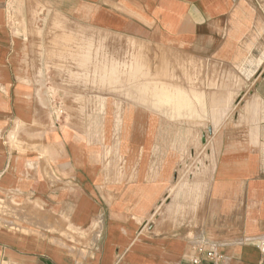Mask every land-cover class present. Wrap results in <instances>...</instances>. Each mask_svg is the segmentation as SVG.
<instances>
[{
    "label": "crops",
    "instance_id": "crops-1",
    "mask_svg": "<svg viewBox=\"0 0 264 264\" xmlns=\"http://www.w3.org/2000/svg\"><path fill=\"white\" fill-rule=\"evenodd\" d=\"M263 236L264 0H0V264H264Z\"/></svg>",
    "mask_w": 264,
    "mask_h": 264
},
{
    "label": "built area",
    "instance_id": "built-area-1",
    "mask_svg": "<svg viewBox=\"0 0 264 264\" xmlns=\"http://www.w3.org/2000/svg\"><path fill=\"white\" fill-rule=\"evenodd\" d=\"M192 248L196 252V254L192 257L191 262L192 264H203L205 257L209 261H220L222 256L216 253L212 249H206L204 244L202 243H193ZM258 247L261 253L264 255V236L261 238Z\"/></svg>",
    "mask_w": 264,
    "mask_h": 264
},
{
    "label": "bare ground",
    "instance_id": "bare-ground-1",
    "mask_svg": "<svg viewBox=\"0 0 264 264\" xmlns=\"http://www.w3.org/2000/svg\"><path fill=\"white\" fill-rule=\"evenodd\" d=\"M60 29H61V28H60ZM91 46H92V45H91ZM90 48H91V47H90ZM139 48H140V47H139ZM96 52H97V51H96ZM92 54H94V53H92ZM141 55H142V54H141ZM143 56H144V55H143ZM145 57H146V56H145ZM165 57H167V56H165ZM93 61H94V60H93ZM89 62H90V61H89ZM157 62H158V61H157ZM90 63H91V62H90ZM95 64H96V63H95ZM118 64H119V63H117V64L115 63V65H118ZM92 65H93V64H92ZM111 65H112V64H111ZM115 65H114V70H115V68H117V67H115ZM167 65H168V64H167ZM107 66H108V65H107ZM97 67H98V65H97ZM162 67H163V66H162ZM162 67H160V69H162ZM180 67H181V66H180ZM107 68H108V67H107ZM121 68H122V67H121ZM164 68H165V66H164ZM110 69H111V68H109L108 71H107V70H106V71L109 72ZM117 69H119V68H117ZM122 69H123V68H122ZM143 69H144V68L142 67V70H143ZM112 70H113V69H112ZM112 70H111V72L114 73ZM135 70H136V69H135ZM123 71H124V69H123ZM123 71L120 72V70H119L120 73L124 74ZM144 71H146V68H145ZM107 72H106V74H107ZM111 72H110V73H111ZM119 72H118V73H119ZM131 72H133V71H131ZM138 73H143V71L138 72ZM106 74H104V75H106ZM129 74H130V73H129ZM144 74L146 75L147 73H143V75H144ZM127 75H128V74H127ZM127 75H126V76H127ZM137 75H138V74H137ZM107 76H108V75H107ZM132 76H133V75H132ZM104 77H105V76H104ZM109 77H110V76H109ZM135 77H136V75L134 76V78H135ZM137 77H138V76H137ZM148 77H149V76H148ZM155 77H157L156 79H158L159 76L155 75L154 78H155ZM166 77H167V76H166ZM126 78H127V77H126ZM141 78H143V77H141ZM159 78H160V77H159ZM146 79H147V78H146ZM156 79H155V80H156ZM108 80H109V79H108ZM153 81H154V80H153ZM156 81H158V80H156ZM156 81H155V82H156ZM143 83H144V82H143ZM143 83H142V84H143ZM157 83H158V82H157ZM159 83H160V82H159ZM143 86H144V85H143ZM154 86H155V85H154ZM135 88H136V87H135ZM141 88H142V86H141ZM114 89H115V88H114ZM114 89H113V90H114ZM175 89H176V88H175ZM180 89H181V88H180ZM180 89H179V90H180ZM182 89H184V88H182ZM182 89H181V90H182ZM172 90H173V88H172ZM176 90H178V89H176ZM173 91H174V90H173ZM183 91H184V90H183ZM181 92H182V91H181ZM112 93H113V92H112ZM115 93H116V92H115ZM172 93H174V92H172ZM176 93H177V92H176ZM160 94H161V93H160ZM162 94H163V92H162ZM190 95H191V94H190ZM192 98H193V97H192ZM72 166H73V165H72ZM69 175H70V174H69ZM26 199H27V198H26ZM27 201H28V200H27ZM14 204H15V203H14ZM21 205H22V204H21ZM23 205H24V204H23ZM13 211H14V210H13ZM11 212H12V211H11ZM14 213H15V212H14ZM24 214H25V213H24ZM49 214H50V213H49ZM48 217H49V216H48ZM42 218H43V217H42ZM95 235H96V234H95ZM95 237H96V236H95Z\"/></svg>",
    "mask_w": 264,
    "mask_h": 264
},
{
    "label": "rangeland",
    "instance_id": "rangeland-1",
    "mask_svg": "<svg viewBox=\"0 0 264 264\" xmlns=\"http://www.w3.org/2000/svg\"><path fill=\"white\" fill-rule=\"evenodd\" d=\"M210 136H211V135L207 133V134H206V139H209Z\"/></svg>",
    "mask_w": 264,
    "mask_h": 264
}]
</instances>
